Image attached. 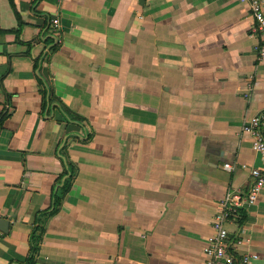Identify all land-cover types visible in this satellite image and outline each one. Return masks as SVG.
<instances>
[{"label": "crops", "instance_id": "crops-1", "mask_svg": "<svg viewBox=\"0 0 264 264\" xmlns=\"http://www.w3.org/2000/svg\"><path fill=\"white\" fill-rule=\"evenodd\" d=\"M252 24L239 0H0V264L37 238L36 264H205L219 200L260 167ZM240 213L229 236L264 264V188Z\"/></svg>", "mask_w": 264, "mask_h": 264}, {"label": "built area", "instance_id": "built-area-1", "mask_svg": "<svg viewBox=\"0 0 264 264\" xmlns=\"http://www.w3.org/2000/svg\"><path fill=\"white\" fill-rule=\"evenodd\" d=\"M247 5L252 18V31L259 38L258 56L264 61V0H239ZM49 27L55 37L61 36V24L58 17L49 21ZM241 131L250 137L251 147L258 155L260 167H250V183L245 192L230 190L219 200L213 215L211 226L213 233L207 238L203 248L205 264H252L259 255L249 248V240L243 238L236 229L233 238L229 236L228 224L241 220L240 209L256 203L264 188V109L243 121ZM225 170L232 165L225 163ZM245 168V165H242ZM247 249L242 251V247Z\"/></svg>", "mask_w": 264, "mask_h": 264}, {"label": "trees", "instance_id": "trees-1", "mask_svg": "<svg viewBox=\"0 0 264 264\" xmlns=\"http://www.w3.org/2000/svg\"><path fill=\"white\" fill-rule=\"evenodd\" d=\"M19 20V19H18ZM19 23L21 24L22 22L19 21ZM41 94H42V98H43V107L45 108L47 106L48 103H52V102H57L58 103V107H57V111L61 114L62 118L67 121V122H77V123H82V121L84 120L80 115H77L73 112H71L67 107H65L64 105H62L59 101V99L54 95L53 91L51 88H44L41 89ZM8 114L5 113L4 115H2L0 117V122H2V120L7 116ZM66 165L71 168V165L67 162ZM66 173V170L64 172V174ZM69 187V181H66L64 186L62 187V192L65 193L66 190ZM59 198H57L58 200ZM38 229V228H37ZM42 232V230H41ZM33 238H34V233H33ZM36 241V242H35ZM33 243V246L31 248V252L29 257H27V259L25 260V264H36L35 261V255L37 252V243L39 241V239L37 238V240H35Z\"/></svg>", "mask_w": 264, "mask_h": 264}, {"label": "water", "instance_id": "water-1", "mask_svg": "<svg viewBox=\"0 0 264 264\" xmlns=\"http://www.w3.org/2000/svg\"><path fill=\"white\" fill-rule=\"evenodd\" d=\"M10 222L6 218H0V231L3 233L7 232Z\"/></svg>", "mask_w": 264, "mask_h": 264}]
</instances>
